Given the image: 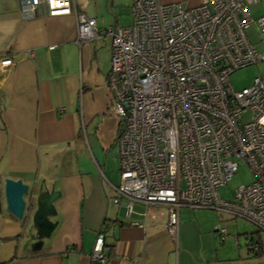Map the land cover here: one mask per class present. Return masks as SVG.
I'll return each mask as SVG.
<instances>
[{"label": "crops", "instance_id": "obj_1", "mask_svg": "<svg viewBox=\"0 0 264 264\" xmlns=\"http://www.w3.org/2000/svg\"><path fill=\"white\" fill-rule=\"evenodd\" d=\"M160 1L193 6L200 0ZM74 3L99 29L118 24V14L130 7V0ZM20 6V0H0V185L5 177L21 178L30 190L18 219L5 209L2 187L0 264H93L98 232L106 264H264V253L250 252L245 237L239 243L244 232L236 233L235 242L227 230L220 239L216 210L181 208L177 242L165 229V205L134 202L125 216L123 204L112 202L118 182L93 178L96 170L103 178L105 171L113 172L111 162L119 169L117 150L112 151L119 120L106 86L110 37L78 44L74 13L49 15L41 3L29 16ZM5 57L12 64L2 66ZM41 184L60 191L50 217L56 225L40 249L32 250L35 206H28Z\"/></svg>", "mask_w": 264, "mask_h": 264}, {"label": "built area", "instance_id": "obj_2", "mask_svg": "<svg viewBox=\"0 0 264 264\" xmlns=\"http://www.w3.org/2000/svg\"><path fill=\"white\" fill-rule=\"evenodd\" d=\"M255 1L200 0L184 6L131 0L130 25L99 29L93 17L77 11L74 0H20L21 12L29 16L41 3L49 15L74 13L78 44L110 37L106 86L119 120L114 140L119 182L112 185V202L123 204L126 217L134 202L165 205V229L174 242L181 207L240 216L264 231V75L241 89L228 80L237 68L264 61V47H258L264 14L257 18V39L246 33L253 21L247 6ZM10 64L9 57L1 61ZM239 163L253 179L224 199L219 187ZM215 230L225 237L224 227L217 224ZM103 244L98 232L93 264H106Z\"/></svg>", "mask_w": 264, "mask_h": 264}, {"label": "rangeland", "instance_id": "obj_3", "mask_svg": "<svg viewBox=\"0 0 264 264\" xmlns=\"http://www.w3.org/2000/svg\"><path fill=\"white\" fill-rule=\"evenodd\" d=\"M130 4H131V0H130ZM247 8L251 14V17L253 18V21L247 27L246 33H247V36L250 38V40L255 41L257 39V26H258L257 18L260 17L262 14H264V0H256L254 3L249 4ZM104 11L106 13H110L113 15V13H111V11L108 10V8H105ZM130 12H131L130 7L126 11H123V12L121 11L118 14L119 21L117 25H121V26L130 25L132 22V16ZM108 44H109V41H108ZM258 47L260 48L264 47V41L260 42L258 44ZM257 75H264V61L251 63L243 67L237 68L236 70H234L233 72L229 74L228 80L233 89H241L242 87L250 86L253 82V78ZM112 112H113V107H112ZM116 150L118 153V147L116 145H113L112 151L116 152ZM84 156H85L84 159L86 161L87 160L86 152ZM109 167L112 168L111 170L113 172L108 173L109 171H105L106 177L103 178L102 177L103 175H101L100 171L96 170V172H93L94 174L96 173L95 174L96 176H94L93 178L95 179L97 177V180L98 181L101 180L103 184L106 183V178L112 180L115 183L119 182V169L117 171V165H115V162H111ZM252 179H253V176L248 166L244 163H239L237 166V169L234 171V173H232L231 177L227 180L226 184L221 185L219 187L220 195L224 199H230L232 198L233 193L237 186L249 183L250 181H252ZM137 208L138 207H136V204H135L134 209H137ZM181 208H185L188 211L203 210V209H197V208H191V207H181ZM218 213L221 214L220 215L221 226L224 227L229 233H234L233 237L238 236L236 235L237 232L249 233L257 229V227L253 223H251L250 221H248L247 219L243 217H240V216L232 217L228 213H225V212H218ZM258 235L261 241V245L262 247H264V231L260 230ZM244 237H245L244 235L238 236V239L240 240L239 242L240 244L244 242Z\"/></svg>", "mask_w": 264, "mask_h": 264}, {"label": "water", "instance_id": "obj_4", "mask_svg": "<svg viewBox=\"0 0 264 264\" xmlns=\"http://www.w3.org/2000/svg\"><path fill=\"white\" fill-rule=\"evenodd\" d=\"M2 187L5 209L14 217L21 219L27 207L25 196L30 190L29 184L21 178L5 177ZM59 194L60 191L53 187L47 188L41 184L36 194L31 193L30 195L32 202L28 208L33 203L35 206L31 214V224L35 232V238L30 246L32 250L40 249L43 239L49 236L56 225V221L51 220L50 217L56 212L54 200Z\"/></svg>", "mask_w": 264, "mask_h": 264}, {"label": "trees", "instance_id": "obj_5", "mask_svg": "<svg viewBox=\"0 0 264 264\" xmlns=\"http://www.w3.org/2000/svg\"><path fill=\"white\" fill-rule=\"evenodd\" d=\"M0 183H1V179H0ZM0 194H2L1 185H0ZM31 201H32V199H31ZM29 209L31 210V207ZM104 223H106V222H104ZM259 232H260V230L255 229V230H253V231L248 233L250 235L249 237L246 236L247 233H244V236H245V239H246V247H247V249L250 252H252L253 254H256V255H261L262 253H264V250H262L261 241H260L259 235H258ZM253 240H254V242L257 243V248L256 249L253 248Z\"/></svg>", "mask_w": 264, "mask_h": 264}]
</instances>
